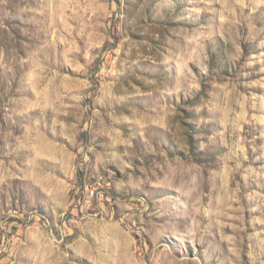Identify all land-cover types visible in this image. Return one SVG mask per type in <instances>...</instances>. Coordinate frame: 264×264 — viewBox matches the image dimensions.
I'll list each match as a JSON object with an SVG mask.
<instances>
[{"label":"rangeland","instance_id":"374dc122","mask_svg":"<svg viewBox=\"0 0 264 264\" xmlns=\"http://www.w3.org/2000/svg\"><path fill=\"white\" fill-rule=\"evenodd\" d=\"M0 264H264V0H0Z\"/></svg>","mask_w":264,"mask_h":264}]
</instances>
